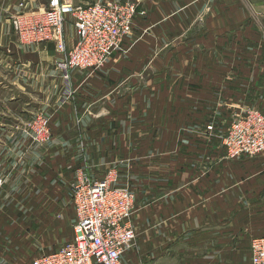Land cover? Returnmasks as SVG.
<instances>
[{
    "label": "crops",
    "instance_id": "obj_1",
    "mask_svg": "<svg viewBox=\"0 0 264 264\" xmlns=\"http://www.w3.org/2000/svg\"><path fill=\"white\" fill-rule=\"evenodd\" d=\"M48 2L0 0V257L22 254L3 225H44L28 264L72 241L73 185L111 175L136 194L124 264H252L264 157L231 159L218 135L236 107L264 110V0H144L131 52L68 81L54 43H21L11 24ZM39 113L53 131L41 145L25 131Z\"/></svg>",
    "mask_w": 264,
    "mask_h": 264
},
{
    "label": "built area",
    "instance_id": "obj_2",
    "mask_svg": "<svg viewBox=\"0 0 264 264\" xmlns=\"http://www.w3.org/2000/svg\"><path fill=\"white\" fill-rule=\"evenodd\" d=\"M138 14L129 1L76 4L74 0H49L44 9L24 10L11 18L14 34L21 43H54L63 54L58 63L68 81L75 70L97 69L116 51L134 29ZM72 16L78 39L73 48L65 42V24ZM264 117L256 112L240 120L230 140L232 156L264 152L261 128ZM254 129L253 132L249 131ZM37 144H46L53 136L51 120L37 114L28 130ZM109 177V176H108ZM4 178L0 175V189ZM76 210L75 237L58 250L34 257L31 264H124L123 255L135 242L136 232L130 223L135 209V194L128 188L113 185L110 178L82 177L72 187ZM252 264H264V237L251 243Z\"/></svg>",
    "mask_w": 264,
    "mask_h": 264
},
{
    "label": "rangeland",
    "instance_id": "obj_3",
    "mask_svg": "<svg viewBox=\"0 0 264 264\" xmlns=\"http://www.w3.org/2000/svg\"><path fill=\"white\" fill-rule=\"evenodd\" d=\"M75 1L77 3H80V4H91V3H95V2H102L104 0H75ZM112 1H129L131 3H135L137 8H138V14L137 15L139 17H144V19H146L148 17V11H147V9L145 7V4L143 3L144 0H109V2H112ZM70 17L71 18L69 20H67L68 21L67 23H69L68 27H70V29H71L73 34H76V29H75V27L73 25L74 19H73L72 16H70ZM11 18H10V20H11ZM134 23H135V21H134ZM11 24H12V21H11ZM148 30H149V27H146L143 31L140 32L139 35H137V38H134L133 40H130V42L125 43V45H123L124 42H122V49L116 51L115 53L121 52L122 54H129L131 52L132 48L134 47L135 43L141 37H143V35L146 34L148 32ZM133 34H134V29H133V32L130 35L126 36L125 38H127V37H129V36H131ZM241 37H243V36H241ZM225 50L228 51V49H225ZM256 112L261 113V115L264 117V110H262L260 107H257L256 105H243V106H241L239 108L236 107L235 110H233V111H231L229 113V115H230L229 117H231V118H230V123L228 124V126L226 124H225V126L221 125V129H220L219 135H218V141H219V145L221 146V148L224 149L227 157H229L231 159H238V158H243V157H256V156H263L264 157V152H258V153H255V154H245V153H243V154H241L239 156H232L231 155V151H230V148H231V145H230L231 133L233 132L234 126L240 120L245 119V118L247 120L249 117H252ZM32 120L33 119H31V121H29V124L25 128V131H27L28 128L30 127V124H31ZM207 127H209V126H207ZM260 128H261L262 137L264 138V126L260 127ZM207 130L208 131H213L214 135H215V130H216L215 126L213 127V129L207 128ZM253 131H254V129H251L249 131V133L253 132ZM206 135L209 136L210 133L206 134ZM112 177H114V176L109 175V177L107 176L106 178H110L112 183H113V178ZM71 193H72V191H71ZM134 194H135V192H134ZM135 197H136V194H135ZM135 208H136V200H135ZM134 211H135V209H134ZM134 211H133V213H134ZM133 213H132V215H133ZM132 215H131V217H132ZM33 217H35V216H30V219H34ZM130 223L133 226V223H132L131 219H130ZM3 226L6 227V230L4 231V236L6 237V241H8V245H11V241L13 240L14 242L12 244V247L13 248L14 247L21 248L22 249V254L19 253V254H16V255L5 256V257L1 256L0 257V264H28V261L34 255H36L37 252L39 250H41V248H43L44 244L48 241V240L45 239V237H43V232H42L41 228L44 225H42V224L29 222V223H26V224L3 225ZM15 239H16V241H15Z\"/></svg>",
    "mask_w": 264,
    "mask_h": 264
}]
</instances>
